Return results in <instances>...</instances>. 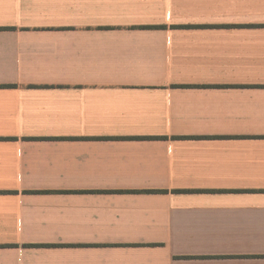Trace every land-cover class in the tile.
<instances>
[{
	"label": "crops",
	"instance_id": "1",
	"mask_svg": "<svg viewBox=\"0 0 264 264\" xmlns=\"http://www.w3.org/2000/svg\"><path fill=\"white\" fill-rule=\"evenodd\" d=\"M0 264H264V0H0Z\"/></svg>",
	"mask_w": 264,
	"mask_h": 264
},
{
	"label": "clouds",
	"instance_id": "2",
	"mask_svg": "<svg viewBox=\"0 0 264 264\" xmlns=\"http://www.w3.org/2000/svg\"><path fill=\"white\" fill-rule=\"evenodd\" d=\"M4 6H5L6 9L14 7V5H11V4H5Z\"/></svg>",
	"mask_w": 264,
	"mask_h": 264
}]
</instances>
